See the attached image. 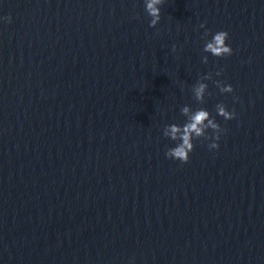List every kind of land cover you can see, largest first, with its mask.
<instances>
[{
    "label": "water",
    "instance_id": "water-1",
    "mask_svg": "<svg viewBox=\"0 0 264 264\" xmlns=\"http://www.w3.org/2000/svg\"><path fill=\"white\" fill-rule=\"evenodd\" d=\"M85 1L0 0V117Z\"/></svg>",
    "mask_w": 264,
    "mask_h": 264
},
{
    "label": "clouds",
    "instance_id": "clouds-1",
    "mask_svg": "<svg viewBox=\"0 0 264 264\" xmlns=\"http://www.w3.org/2000/svg\"><path fill=\"white\" fill-rule=\"evenodd\" d=\"M145 2V11L151 17L150 27H155L160 19V6L164 3V0H144ZM5 20L11 22V17H5ZM201 28H204L205 25L201 24ZM209 32L206 30L205 36ZM229 39V34L226 31L216 32L211 40H206L203 51L205 53H210L216 57H225L233 54V49L226 43ZM175 46H173V51H175ZM203 62H208V57H203ZM220 72H217L216 75H220ZM212 74L209 73L206 76L202 77V80H211ZM216 86L219 88L221 93H230L233 91L231 85H225L221 81H216ZM206 90H208V85L204 82H198L194 88L193 92L197 101L204 102V97ZM208 95L211 93L208 92ZM189 108L183 106L181 108V114L186 116L188 119L181 126L177 124H171L165 126L163 135L167 138H170L173 141H176L177 144L175 147L169 148L165 155L169 159L179 160L181 163L189 162V154L194 149L193 140L194 139H212L213 141H218L220 139V133L222 131L220 125L216 122L214 117L210 116V113L205 109H197L191 115H189ZM217 114L223 117L225 120H231L235 118V112L228 111L224 104L216 105ZM211 129L214 133L213 136L208 135V131ZM209 149H217L219 144L212 142L208 145Z\"/></svg>",
    "mask_w": 264,
    "mask_h": 264
}]
</instances>
